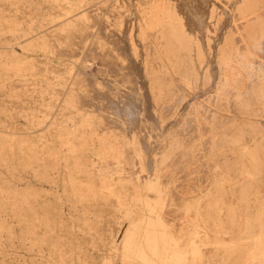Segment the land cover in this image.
I'll use <instances>...</instances> for the list:
<instances>
[{
	"label": "rangeland",
	"instance_id": "rangeland-1",
	"mask_svg": "<svg viewBox=\"0 0 264 264\" xmlns=\"http://www.w3.org/2000/svg\"><path fill=\"white\" fill-rule=\"evenodd\" d=\"M100 1L0 0V21L4 15L9 22L0 25L4 30L0 63L8 68L4 82L0 80V264L123 262L108 244L118 235L122 220L108 208L100 210L97 188L78 179V168H48L50 155L39 163L51 184L39 183L24 162L31 150L71 158L83 155L89 169L122 168L126 177L130 169L142 171L140 159L147 167L148 160L165 156L173 190L189 186L183 197L190 198L188 202L181 196L173 202L177 213L183 215L188 206L187 218L196 220L197 214H207L209 221L217 218L220 244L238 248L233 264H257L254 242L264 236L254 224L258 220L264 224V128L257 120L264 122V118L253 91L255 70L244 54L246 39L260 38L264 31V10L253 9L247 26L242 5L208 0L204 7L186 0L208 30H214L216 22L217 32L225 39V61L232 47L241 51L233 56L234 69L228 70L225 81L228 87L218 89L217 79L216 89L185 112L192 97L210 81L205 78L201 84L192 71V54L198 57L194 61L199 69L203 57L191 51L188 27L156 0H117V5L116 0H107L106 5ZM210 5L215 20L209 18ZM11 22L21 30H48L46 38L35 42L38 47L24 48L25 39H17ZM246 27L254 29L255 35L242 34ZM209 36L216 39L219 34ZM252 45V55L263 61L259 43ZM14 55L20 58L19 65H11ZM181 114L185 117L180 118ZM206 138L208 148L202 142ZM85 150L91 152L90 158ZM103 151L110 152L105 160L98 155ZM61 172L67 176L59 178ZM72 179H77L79 188H92L86 199L67 194L64 187ZM6 188L20 193L19 200L13 202ZM114 188L119 190L120 185ZM27 201L33 202L38 213L51 209L58 223L46 229L36 221L35 234L43 242L35 245L24 226L22 208ZM200 225L203 234L210 232L205 229L207 223L200 221ZM127 226L119 233L118 244ZM209 247L214 246L204 248ZM215 248L214 254L228 257L217 251L218 245ZM190 264L219 262L209 257Z\"/></svg>",
	"mask_w": 264,
	"mask_h": 264
},
{
	"label": "bare ground",
	"instance_id": "bare-ground-1",
	"mask_svg": "<svg viewBox=\"0 0 264 264\" xmlns=\"http://www.w3.org/2000/svg\"><path fill=\"white\" fill-rule=\"evenodd\" d=\"M40 1V0H39ZM158 1L159 6L165 5L166 9L172 15L175 16L179 23L184 25V28L188 27L185 30L188 33L190 43L193 45V52H199L202 55V63L200 69L196 65L194 58H198L197 55L192 54L190 61L192 62L193 68L192 71L196 72V76L201 81V84L205 78L210 79L207 81L206 86L200 89V91L195 94L191 101L187 104V109L185 112H190L194 106L195 101H198L202 95H206L207 92L211 89H216V80L218 79V89L227 88L226 78L228 77L229 69H234V60L233 56L237 55L238 51H241L240 48H233L228 61H225L223 58V43H225L223 34L217 32V24L213 21L212 27L214 30H208L206 24L202 21L200 15L193 13L192 7H190L189 1L186 0H156ZM199 4L205 7V3H208V0H195ZM231 4H239L246 8V10L241 16L245 17L247 20V26L250 25V18L253 13V9L262 8L264 10V0H230ZM240 2V3H238ZM103 5L107 4V0H102L99 2ZM114 5H117L119 1H114ZM122 3V1H121ZM120 3V4H121ZM156 3V2H155ZM193 3V2H192ZM210 14L209 18L215 20L217 15L213 6H209ZM182 10V13H181ZM191 11V12H190ZM262 11V10H261ZM258 13V12H257ZM264 13V12H263ZM262 15V14H261ZM220 17V15H218ZM259 17H261L259 15ZM7 16L2 15L0 25H6L4 22L7 21ZM86 15H83L81 19H85ZM188 20V21H186ZM188 22V23H185ZM74 22L71 21V25ZM150 27V26H149ZM247 28V27H246ZM10 29L16 35L17 39L23 40L24 48L38 47V44L35 43L39 40H44L46 38L45 33L48 30L41 31V27L36 30V28L18 29V23L11 22ZM4 30H1L0 26V37L2 36ZM211 33L219 34V37L216 39L211 38L209 35ZM31 37H28L29 35ZM233 34H237L233 32ZM242 34L248 36L255 35L254 29L247 28L243 31ZM128 42V41H127ZM253 42L259 43L260 49L262 48L263 52V61H257L256 54L252 55ZM1 43V42H0ZM25 43V45H24ZM173 41L170 43L172 48ZM247 52L244 54L247 57V63L255 70L252 77L256 82L257 86L254 88V95L257 97L258 101L261 104V109L259 115L264 118V31L261 34V37H252L246 39ZM234 46V45H233ZM233 53V54H232ZM2 53H0L1 55ZM7 54V52L5 53ZM7 56V55H6ZM10 63L11 65H19L20 58L14 55ZM236 57V56H235ZM250 57V58H249ZM259 58V57H258ZM257 61V62H256ZM21 62V61H20ZM7 64L0 63V80L4 82V77L8 75ZM9 67V65H8ZM218 69V71H217ZM229 70V71H228ZM219 74V75H218ZM198 79V81H199ZM251 79V78H250ZM224 87H223V83ZM180 118H184L182 114ZM184 120V119H183ZM257 123L264 128V122L257 120ZM199 129V127H198ZM66 130V129H64ZM209 139L203 140V145L209 147ZM77 151V150H73ZM85 154L90 158L91 152L85 150ZM141 152H139L140 154ZM50 155L51 162L47 164L48 168L57 167L61 169H69L72 166V169H77L80 173L78 179H85V181L90 184L94 190H98L97 196L102 200L99 202L101 211H109L111 214L119 217L122 220L120 224L119 233H122L124 224L126 223L127 229L125 230L120 243L119 241L120 234L113 236L109 240V247L114 249L117 254H120L123 262L122 264H130L129 260H138V264H190L191 260L194 262H199L203 258H211V262L218 261L219 264H233L234 256L233 254L238 250V248L228 247L226 245L220 244L218 239V228L221 227V223L217 222L214 218L211 221L210 216L207 214L198 215L197 219L187 218V212L191 211L190 207L184 208V214H178L176 206L173 202H176V197H182V200H188L190 198H183L186 196L185 189H189V186L184 188L178 187L176 190H173L171 187V178L169 174V168L165 167L166 158L163 156L162 159H150L147 161V167L143 165L145 160L140 159L139 163L143 167L138 169H130L127 173L125 169H116L112 170L109 167H100L97 171L89 169V166L86 165V161L83 160V155L67 157L60 155L59 153H50L47 151H30V154L24 162L29 163L31 168V173L33 174L36 181L41 183L43 180L46 183H50V180L47 179L48 176L44 174L43 166L39 163L43 161V157ZM100 157L105 160L110 152L103 151L101 154H98ZM83 162V165H81ZM90 163L89 160H87ZM123 162V161H122ZM81 165V166H79ZM79 166V167H78ZM124 168V167H123ZM133 168V167H132ZM135 168V167H134ZM149 168V169H148ZM87 169H89L87 171ZM148 169V170H147ZM139 171V172H138ZM115 174H119L118 177H114ZM125 174V176H123ZM64 173L61 172L59 178L63 177ZM75 181L77 179H72L64 187L67 194L72 198L77 196L79 200L86 199L85 194L92 190L91 187L79 188L76 186ZM124 183L131 184L130 187L126 188ZM115 184L120 185L119 190L115 189ZM32 183L29 182L27 185L28 189L32 188ZM96 186V187H95ZM7 189V188H6ZM9 192V189H7ZM9 192V197L15 198L13 202L18 201L19 198H16L20 193L11 191ZM30 197V196H29ZM113 197H116L117 200H112ZM195 199V197H192ZM184 201V202H186ZM192 201V200H191ZM188 202V201H187ZM26 203V201H25ZM188 204V203H187ZM86 210L90 209V206L85 207ZM16 209L20 210V206L16 205ZM33 202L27 201L25 208H22V211H25L26 220L24 226L28 236L32 237L33 244L42 243L43 239L39 238V234H35V229L37 228V223L44 226L46 229H50L58 225L56 220L53 217L56 215L49 208H44L43 212L38 213L36 211ZM187 211V212H186ZM45 219H41V216ZM199 217V219H198ZM200 221L207 223L205 229H209L210 232H205L203 234L199 229ZM254 224H257L258 227H261V230L264 231V224L262 221H254ZM256 225V226H257ZM62 227V226H61ZM203 228V227H202ZM40 245V244H38ZM215 245H218V250L220 253H227L228 257H219L215 253ZM206 246H214L205 249ZM240 246L239 248H242ZM254 247L256 252L254 255H257V264H264V236L259 237L254 242ZM227 250V251H226ZM202 251V254L200 253ZM235 264V263H234ZM244 264H248L246 261Z\"/></svg>",
	"mask_w": 264,
	"mask_h": 264
}]
</instances>
